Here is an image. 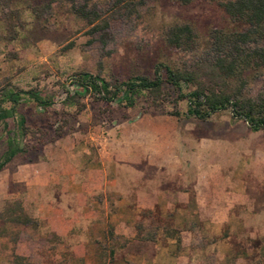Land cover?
I'll return each mask as SVG.
<instances>
[{
  "label": "rangeland",
  "instance_id": "obj_1",
  "mask_svg": "<svg viewBox=\"0 0 264 264\" xmlns=\"http://www.w3.org/2000/svg\"><path fill=\"white\" fill-rule=\"evenodd\" d=\"M227 1L7 0V4L1 3L0 84L22 91L37 90L53 98L54 105L43 111L23 100L16 108L15 118L7 120L6 126L0 124V159L8 138L17 136L19 117L26 120L30 130L26 137H19L21 146L28 148L27 153L16 156L0 170V213L10 203H21L19 199H9L14 191L20 190L10 180L14 163L34 161L44 147L55 144L86 147L99 158V153L106 155L121 126L135 123V134L152 135L145 137L149 144L164 141L162 137L155 138L154 131L163 130L175 136L177 169L184 176L192 177L201 170L203 176L227 184L239 176L243 178L244 189L252 194L249 206L254 213L242 217L248 231L230 233V224H226L220 232L193 233L192 246L184 250L189 264H264V254L259 250L261 246L264 248V130L251 132L244 122L233 119L229 110L217 112L206 121L187 117L186 101H177V92L168 86L156 98L145 93L139 95L132 108L86 98L82 101L84 110L76 112L75 107L61 103L64 90L73 91L68 79L77 72L126 81L138 76L152 77L159 63L192 70L196 64H208L226 56L229 50L221 52L213 33L230 34L247 29L226 17L220 4ZM79 11H85L88 19H81ZM13 13H17V18ZM7 17L17 26L18 36L12 41L6 40L10 35L5 32ZM95 17L106 21L108 29L93 32L89 22ZM176 25H188L192 29L196 36L194 49L167 47L166 32ZM245 49H264V40L248 44ZM238 86L242 98L264 100V67L248 71ZM174 112L179 113V118L168 115ZM141 215L140 220L135 218V243L133 240L121 243L111 229L101 235L103 241L96 242V264H115L117 259L122 262L134 253L135 264H146L136 258L151 257L157 251L154 244L167 245L166 238L175 241L170 244L169 255L181 252L179 233L173 227L183 217H161L157 211ZM234 223L238 225L235 219L231 225ZM16 224L19 223L0 221V238L8 235V226ZM36 225L33 230L37 232L42 224L36 221ZM232 235L228 245L225 239ZM49 250L55 252L56 247ZM243 254L247 255L244 259L240 257ZM45 261L44 264H67L55 263L50 258ZM0 264L32 263L14 257L12 263ZM70 264L84 263L76 257Z\"/></svg>",
  "mask_w": 264,
  "mask_h": 264
},
{
  "label": "crops",
  "instance_id": "obj_2",
  "mask_svg": "<svg viewBox=\"0 0 264 264\" xmlns=\"http://www.w3.org/2000/svg\"><path fill=\"white\" fill-rule=\"evenodd\" d=\"M168 133L154 131L153 136L164 141L149 144L145 137L152 135L135 134L133 123L121 126L106 155L99 153V158L86 147L55 144L44 147L34 161L14 163L10 180L20 190L9 199L21 200L25 215L42 225L38 233L32 224L8 226V235L0 238V262L12 263L15 257L23 263L44 264L50 258L70 264L77 257L84 264H96L101 235L111 229L121 243H135V218L140 220L145 212L183 217L173 227L181 252L169 255L175 241L166 238L167 245L154 244L157 251L151 257L136 258L146 264H189L184 250L192 246L193 233L220 232L226 224L230 233L248 231L242 217L254 211L243 178L217 183L201 170L184 176L177 169L175 136ZM233 219L238 225H231ZM233 236L225 239L228 245ZM259 250L263 255L264 248ZM125 262L135 264V253L115 264Z\"/></svg>",
  "mask_w": 264,
  "mask_h": 264
},
{
  "label": "trees",
  "instance_id": "obj_3",
  "mask_svg": "<svg viewBox=\"0 0 264 264\" xmlns=\"http://www.w3.org/2000/svg\"><path fill=\"white\" fill-rule=\"evenodd\" d=\"M1 3L7 4V0H0ZM220 7L232 23L247 26L243 32L213 33L212 37L221 52L229 50L226 56L218 57L208 64H196L192 70L159 63L154 67L152 77L138 76L126 81L106 80L98 74L77 72L68 79L73 91L64 90L65 98L61 103L63 106L75 107L76 112L84 110L82 101L86 98L132 108L139 95L145 93L156 98L168 86L177 92V101H186L187 117L206 121L217 112L229 110L232 118L244 122L251 132L264 130V100L242 98L238 86L248 71L264 67V49H245L248 44L264 40V0H229L221 3ZM13 14L17 18V13ZM78 15L81 19H88L85 11H79ZM6 20L5 32L10 34L6 40L17 39L16 23L12 22L11 17ZM98 20L95 17L89 22L93 32L108 29L106 21ZM165 42L170 49L192 50L196 45V36L188 25H176L167 30ZM23 100L34 103L43 111L54 105L53 98L43 96L37 90L22 91L11 85L0 84V124L6 126L7 120L15 118L16 108ZM168 115L174 118L180 116L178 112ZM16 125L17 136L8 138L7 148L0 159V170L16 156L27 153L28 148L21 146L19 137H26L30 130L23 117L17 119ZM0 221L37 227L36 221L25 215L20 202L7 205L0 213ZM109 255L112 256V252Z\"/></svg>",
  "mask_w": 264,
  "mask_h": 264
}]
</instances>
